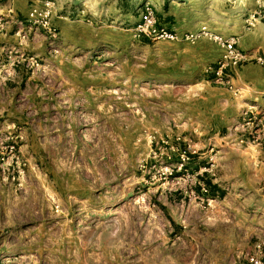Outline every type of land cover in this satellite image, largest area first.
<instances>
[{"label": "rangeland", "instance_id": "obj_1", "mask_svg": "<svg viewBox=\"0 0 264 264\" xmlns=\"http://www.w3.org/2000/svg\"><path fill=\"white\" fill-rule=\"evenodd\" d=\"M49 1L68 36L29 54L25 97L0 114V264H264V200L248 197L253 175L237 183L230 127L211 118L209 87L167 75L200 41L195 78L230 89L206 71L221 46L135 31L149 7L161 26H206L241 49L264 40V0ZM262 110L233 126L242 149L264 145L249 133Z\"/></svg>", "mask_w": 264, "mask_h": 264}, {"label": "crops", "instance_id": "obj_2", "mask_svg": "<svg viewBox=\"0 0 264 264\" xmlns=\"http://www.w3.org/2000/svg\"><path fill=\"white\" fill-rule=\"evenodd\" d=\"M43 1L49 0H0V114L2 116H7L13 109V96L19 102L23 101L25 95L21 87L24 80L27 79L25 66L31 59H34L33 55L45 56L48 50L59 47L56 40L68 36L66 29L69 24L66 17L62 18V16L56 15V8H58L56 6L52 12V24L59 28L58 35L60 34L61 37L52 36L41 26L31 24L27 20L31 5L43 4ZM53 3L57 6L60 4L58 0ZM68 9L72 10L73 7L70 5ZM73 39L77 40L78 37L73 38L72 35L70 40ZM241 42L239 41V46L243 50L255 48L253 57L256 54L264 56V40L256 45L245 40H241ZM201 44L202 42L199 41L190 48L193 59L185 53L182 57L177 53L172 54V62L177 65V68L173 70V73L169 72L167 75L182 79V85L189 92L192 89L199 91V88L209 87L213 95L208 94L207 102L217 110L215 117L211 118L217 119L221 128L230 127L228 133L236 146L237 183L248 178L247 176L245 179L242 178L244 172L253 175L258 184L246 188L248 197H259L264 200V145L247 143L246 148L242 149L238 142H235L238 139L237 131L233 130V126L241 118V111L253 104L263 108V115L256 117L255 121L257 123L264 122V63H257L255 59L251 58L235 71L230 82L233 88L240 90L241 94L236 96L228 88L206 86L203 79L195 78V75L202 71V62L206 57V49Z\"/></svg>", "mask_w": 264, "mask_h": 264}, {"label": "built area", "instance_id": "obj_3", "mask_svg": "<svg viewBox=\"0 0 264 264\" xmlns=\"http://www.w3.org/2000/svg\"><path fill=\"white\" fill-rule=\"evenodd\" d=\"M52 14V3L50 1H45L43 6H32L28 15V20L30 23L41 26L46 32L52 36H56L58 31L57 28L51 22ZM135 31L137 35L143 37H149L153 39H163V40H186L194 42L200 38H208L216 41L222 48V55L218 61L217 67L214 69L208 67L206 71H210L213 74V79L219 84H225L230 89L238 94V89L233 88L230 82V77L232 74L240 68L246 61L253 58L257 63H264V56L256 54L253 57L252 52L242 51L238 47V39L235 36L222 37L213 33L206 26H201L199 29L193 32H186L184 34H179L174 30L168 29L161 26L153 13V10L146 7L143 13H141L140 19L135 26ZM226 70L229 73H226ZM251 116L248 117V122L252 120L253 111H248ZM248 112H245L247 114ZM256 118V116H253ZM250 135H252V141L259 142L264 139V122L257 123L255 129H250ZM250 261L252 264H262L261 260L257 257H251Z\"/></svg>", "mask_w": 264, "mask_h": 264}]
</instances>
